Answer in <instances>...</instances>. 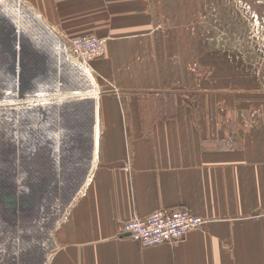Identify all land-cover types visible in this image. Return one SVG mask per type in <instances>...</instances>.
<instances>
[{"label": "crops", "instance_id": "0c3cea01", "mask_svg": "<svg viewBox=\"0 0 264 264\" xmlns=\"http://www.w3.org/2000/svg\"><path fill=\"white\" fill-rule=\"evenodd\" d=\"M21 1L59 44L85 34L107 43L89 64L99 92L88 177L44 264H264V119L235 133L218 103L201 94L185 110L171 89L190 84L192 0H181L184 20L173 0ZM160 208L208 222L156 246L124 232Z\"/></svg>", "mask_w": 264, "mask_h": 264}, {"label": "rangeland", "instance_id": "374dc122", "mask_svg": "<svg viewBox=\"0 0 264 264\" xmlns=\"http://www.w3.org/2000/svg\"><path fill=\"white\" fill-rule=\"evenodd\" d=\"M158 1L161 5L166 3L165 0H155V3ZM173 1L176 3L179 1L177 5L172 4L175 19L184 20L179 15L183 7L181 0ZM25 4L21 0H0V18H12L18 35L22 34L25 43L49 56V66L54 61L53 66L60 67L62 64L64 71L61 80L57 76L54 80L48 78L40 81L38 88L29 87L22 98L17 91L14 111L7 110V99L3 101L0 98V152L7 154L12 151L7 149V143H11V140H15L20 146L27 145L26 140L34 143L36 135L43 132V129H37L34 121L38 119L36 115L40 108L49 111L51 120L61 119L63 147L66 148L68 141L72 143L73 140L66 137L75 134L68 133L71 132L68 118H71V114L74 116L79 114L80 165L77 176L79 188L86 182L90 169L89 156L83 154L88 152L84 147L89 141L88 138L92 140L94 148L93 138L89 137V134L94 120V101L99 92L98 85L93 77L89 78L83 71H78L66 59L64 50L61 49V52L58 50L60 46L63 48L61 40L60 45L55 37L48 31L45 32L41 18L34 11L28 10ZM7 5L12 10L7 9ZM163 11L165 10L160 8V16L166 20L168 15L165 11L163 17ZM188 13H191V19L186 16V19H190L186 25H189L191 30L192 61L188 64L185 76L191 77L190 84L178 83L171 89L185 94L181 100L185 110H191L197 100L200 102L201 94L206 101L218 103L217 109L220 116L224 117L225 127L228 125L226 129L232 127L235 133H241L250 127L254 119H264V0H192ZM169 17L173 18L171 15ZM160 25L162 26L161 23ZM179 25L181 23L176 26ZM18 51L20 52L19 49ZM53 103L61 104L54 112L51 109ZM60 108L61 111L63 109V113ZM56 111L59 114L55 117ZM31 118L34 120L30 126ZM14 129L15 132H12ZM46 134L51 137L54 135L49 129L46 130ZM64 184L63 196L67 193L65 179ZM77 193L78 191L75 194ZM71 202L67 199L64 205L67 206ZM65 215L66 211L63 219ZM60 221L63 223L62 216ZM55 231L49 233L45 244L42 241V250L46 254H50V250L55 246ZM21 246L24 258L22 261L25 264L35 262L38 252L35 248L39 245L34 243L30 249ZM0 254L3 255L0 264H13L12 253L8 251ZM41 258L37 264L45 263L46 258Z\"/></svg>", "mask_w": 264, "mask_h": 264}, {"label": "flooded vegetation", "instance_id": "af4514ba", "mask_svg": "<svg viewBox=\"0 0 264 264\" xmlns=\"http://www.w3.org/2000/svg\"><path fill=\"white\" fill-rule=\"evenodd\" d=\"M15 27L12 18H0V98L3 101L7 99L6 108L13 111L16 110L14 105L17 91L22 98L29 87L38 88L40 81L48 78L54 80L57 76L59 80L62 78L57 67L50 69L49 56L26 44ZM48 69L54 72L50 73ZM60 105L53 103L50 107L54 112ZM57 114L56 111L55 117ZM49 115V111L40 108L36 115L38 119L31 118L29 121L30 126L34 120L37 129H43L34 138V143L26 140L27 145L20 146L11 140V143H7V149L12 151L7 154L0 152V253H12L13 264H25L21 245L28 249L33 248L34 243L39 245V249L35 248L38 251L36 261L30 264H37V261L42 260L41 257L46 258L42 241L45 244L49 233L58 230L66 200L72 201L78 191L80 116L71 114V118H68L71 127L68 133L75 134L66 137L73 140L72 143L68 141L65 148L62 121L51 120ZM47 129L54 134L53 137L46 134ZM91 131L92 128L90 134ZM88 140L84 146L88 152L84 151L83 154L90 156L93 146L92 140ZM64 179L67 188L65 196L62 195ZM2 256L0 254L3 260Z\"/></svg>", "mask_w": 264, "mask_h": 264}, {"label": "built area", "instance_id": "2783aa9c", "mask_svg": "<svg viewBox=\"0 0 264 264\" xmlns=\"http://www.w3.org/2000/svg\"><path fill=\"white\" fill-rule=\"evenodd\" d=\"M61 45V44H60ZM58 49L66 53V59L79 71L90 78L89 64L106 54L105 38L85 34L68 39ZM59 52V53H60ZM71 204V203H70ZM70 204L63 207V214L68 213ZM65 215V216H66ZM208 222L202 216L196 215L185 208H160L147 217L135 216L124 224V232L143 246H156L176 242L184 238L190 230L202 227ZM59 224H62L61 221Z\"/></svg>", "mask_w": 264, "mask_h": 264}, {"label": "bare ground", "instance_id": "6f19581e", "mask_svg": "<svg viewBox=\"0 0 264 264\" xmlns=\"http://www.w3.org/2000/svg\"><path fill=\"white\" fill-rule=\"evenodd\" d=\"M6 8L8 9L9 7H8V5L6 6ZM9 9H11L12 10V8L10 7ZM18 21V20H17ZM20 27V26H19ZM21 55V54H20ZM22 65V64H21ZM15 81V80H14ZM19 85V84H18ZM16 87V86H15ZM47 90V89H46ZM45 91V90H44ZM12 96V95H11ZM14 96V95H13ZM12 96V97H13ZM34 112V111H33ZM22 116V115H21ZM58 135V134H57ZM54 140H55V138H54ZM58 144H60V143H58Z\"/></svg>", "mask_w": 264, "mask_h": 264}, {"label": "water", "instance_id": "95a60500", "mask_svg": "<svg viewBox=\"0 0 264 264\" xmlns=\"http://www.w3.org/2000/svg\"><path fill=\"white\" fill-rule=\"evenodd\" d=\"M20 44V47L22 48V45H21V43H19ZM17 53H19V51L17 50Z\"/></svg>", "mask_w": 264, "mask_h": 264}]
</instances>
